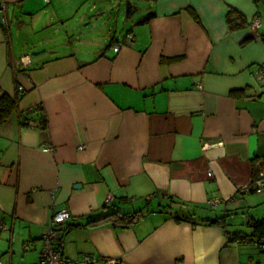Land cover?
Listing matches in <instances>:
<instances>
[{"label": "crops", "instance_id": "1", "mask_svg": "<svg viewBox=\"0 0 264 264\" xmlns=\"http://www.w3.org/2000/svg\"><path fill=\"white\" fill-rule=\"evenodd\" d=\"M4 1L0 96L19 97L0 126V264H38L60 208L71 212L59 232L69 258L264 264L253 241L225 232L250 235L264 217V200L246 199L254 191L231 200L264 171V0ZM167 195L195 216L231 214L249 232L176 219L158 210ZM109 208L145 214L129 227L86 224Z\"/></svg>", "mask_w": 264, "mask_h": 264}, {"label": "built area", "instance_id": "2", "mask_svg": "<svg viewBox=\"0 0 264 264\" xmlns=\"http://www.w3.org/2000/svg\"><path fill=\"white\" fill-rule=\"evenodd\" d=\"M0 22L4 27H8V21L5 14V1L0 0ZM250 28L256 30L260 21L258 17H254L250 23ZM133 39V35L129 32L126 34L123 41L115 42L113 44V49L115 51L120 50L122 46L127 45ZM25 63L28 61V55L23 56ZM258 72L264 74V66L258 67ZM17 90L20 94L25 92L22 85H17ZM221 142L216 143H203L202 147L204 149L210 148L214 145H218ZM81 147V146H80ZM43 150H52L51 146H44ZM246 191L262 192L264 191V171H259L257 176L247 185L238 188L236 192L231 197V200H238L240 193ZM112 199L111 195L107 196L106 203ZM210 205H215L217 199H212L209 201ZM71 218V212L67 208L53 209L50 218L44 231L41 234V247L38 264H93L100 260L101 258L94 256L92 254H80L77 258H69L65 256L61 251L62 242L59 237L61 225ZM3 221L0 219V230L4 228ZM256 246L262 252H264V236L256 240ZM104 264H119L118 258L106 257L102 258ZM1 263V261H0Z\"/></svg>", "mask_w": 264, "mask_h": 264}, {"label": "trees", "instance_id": "3", "mask_svg": "<svg viewBox=\"0 0 264 264\" xmlns=\"http://www.w3.org/2000/svg\"><path fill=\"white\" fill-rule=\"evenodd\" d=\"M153 12L148 13L145 15L140 21H146L149 16H151ZM232 14H235L236 16H239V13L234 8H229L227 11V21L231 23L233 21ZM264 37V36H262ZM251 36L244 39V41L249 40ZM236 91H232V93H235ZM18 97H10L6 94H2L0 96V126L2 123L13 113L18 111ZM45 120V118H44ZM44 120H42L44 122ZM23 123H29L25 120L22 121ZM259 171H257L253 177V179L257 176ZM252 179V180H253ZM182 205H185L184 202H180L178 199H176L173 195H167V202L161 204L159 211H162L165 207L173 208L172 212H170L176 219H188L195 223L194 217L198 218V221H204L208 223H217L221 224L224 229H226L227 223L225 222V218L227 216L226 213L224 214H218L214 213L213 215L205 214L203 216H195L194 211H185L182 210ZM146 211H153L151 208H149ZM145 214V211H143L141 208L139 209H133V210H121L119 208H109L106 211H104L101 215L89 218L86 222V224H100L109 222L113 225L120 226V227H129L133 225L135 222L140 220ZM249 226L252 229V233L250 235H247L245 233L233 231L229 232L227 229L225 230L226 235L228 236L229 240L237 239L239 237L246 239L247 241H253L256 245V240L260 237L264 236V217L253 219L249 222ZM258 248V247H257Z\"/></svg>", "mask_w": 264, "mask_h": 264}, {"label": "rangeland", "instance_id": "4", "mask_svg": "<svg viewBox=\"0 0 264 264\" xmlns=\"http://www.w3.org/2000/svg\"><path fill=\"white\" fill-rule=\"evenodd\" d=\"M14 29H15V25H10V33H11V36L14 38ZM264 195V191H262L261 193H258V192H252V193H248V197L246 198L248 203L250 205H256L257 203L259 202H262V200L264 199H261V200H256V198L260 195ZM256 213H259L258 210H256ZM242 216L240 214V212L236 213L234 218L236 219H240ZM241 221V220H240ZM241 223H243V221H241ZM227 226H228V229L229 230H234V229H241V231L243 232H249L247 229L248 227L246 226V221H244L243 224H238V225H235L234 222H233V217H231V214L229 215L228 217V220H227Z\"/></svg>", "mask_w": 264, "mask_h": 264}, {"label": "water", "instance_id": "5", "mask_svg": "<svg viewBox=\"0 0 264 264\" xmlns=\"http://www.w3.org/2000/svg\"><path fill=\"white\" fill-rule=\"evenodd\" d=\"M39 51H32L31 52V54L33 55V54H36V53H38Z\"/></svg>", "mask_w": 264, "mask_h": 264}]
</instances>
